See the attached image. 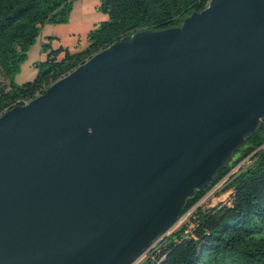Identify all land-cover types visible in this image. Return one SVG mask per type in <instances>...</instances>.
<instances>
[{
	"label": "water",
	"instance_id": "water-1",
	"mask_svg": "<svg viewBox=\"0 0 264 264\" xmlns=\"http://www.w3.org/2000/svg\"><path fill=\"white\" fill-rule=\"evenodd\" d=\"M263 119L264 0L118 40L0 115V264H132Z\"/></svg>",
	"mask_w": 264,
	"mask_h": 264
},
{
	"label": "trees",
	"instance_id": "trees-1",
	"mask_svg": "<svg viewBox=\"0 0 264 264\" xmlns=\"http://www.w3.org/2000/svg\"><path fill=\"white\" fill-rule=\"evenodd\" d=\"M72 1L0 0V115L29 103L118 40L139 31L178 27L190 14L204 10L209 0H100V10L107 20L87 34V46L70 53L62 47L50 50L41 45L47 56L39 64L36 77L21 86L15 85L12 77L39 37L41 27L65 23ZM262 146L264 119L214 182L187 200L181 215L188 214L186 221L147 252L139 264H264ZM247 158L249 165L227 179V201L200 208L199 201Z\"/></svg>",
	"mask_w": 264,
	"mask_h": 264
},
{
	"label": "rangeland",
	"instance_id": "rangeland-1",
	"mask_svg": "<svg viewBox=\"0 0 264 264\" xmlns=\"http://www.w3.org/2000/svg\"><path fill=\"white\" fill-rule=\"evenodd\" d=\"M70 8L71 11L65 23L56 25L47 23L41 27L39 37L27 50L25 60L12 77V82L15 85L21 86L24 83L31 82L36 77L39 64L43 63L47 56V52L42 50L41 45H46L50 50L62 47L68 49L70 53L79 52L87 46V34L107 20V15L100 10V0H73ZM46 68L44 66L43 70ZM248 165L249 158L233 168L214 189L199 201L198 206L202 209H208L226 202L229 197V192H226L225 188L227 179ZM186 218L187 216L182 217L167 235L178 230L186 221Z\"/></svg>",
	"mask_w": 264,
	"mask_h": 264
},
{
	"label": "built area",
	"instance_id": "built-area-1",
	"mask_svg": "<svg viewBox=\"0 0 264 264\" xmlns=\"http://www.w3.org/2000/svg\"><path fill=\"white\" fill-rule=\"evenodd\" d=\"M215 187H216V186H215ZM215 187H214V188H215ZM214 188H212V189H214ZM209 192H210V191H209ZM209 192H208V193H209ZM185 216H187V214H186ZM183 217H184V216H183ZM175 225H176V224H175ZM175 225H174V226H175ZM174 226H173V227H174ZM173 227H172V228H173ZM146 253H147V252H146ZM146 253H144L142 256H140L138 259H136L132 264H138L140 261H142V260L145 258ZM139 259H140V260H139Z\"/></svg>",
	"mask_w": 264,
	"mask_h": 264
},
{
	"label": "bare ground",
	"instance_id": "bare-ground-1",
	"mask_svg": "<svg viewBox=\"0 0 264 264\" xmlns=\"http://www.w3.org/2000/svg\"><path fill=\"white\" fill-rule=\"evenodd\" d=\"M28 104V103H27ZM26 105V104H25ZM24 106V105H23Z\"/></svg>",
	"mask_w": 264,
	"mask_h": 264
}]
</instances>
